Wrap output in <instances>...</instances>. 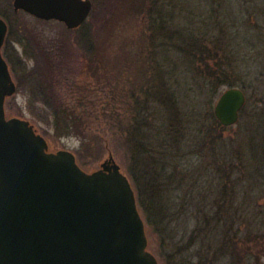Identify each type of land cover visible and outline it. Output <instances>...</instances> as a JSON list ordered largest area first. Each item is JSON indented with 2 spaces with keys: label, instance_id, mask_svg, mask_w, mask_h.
I'll list each match as a JSON object with an SVG mask.
<instances>
[{
  "label": "rangeland",
  "instance_id": "1",
  "mask_svg": "<svg viewBox=\"0 0 264 264\" xmlns=\"http://www.w3.org/2000/svg\"><path fill=\"white\" fill-rule=\"evenodd\" d=\"M92 2L93 10L87 23L78 30H70L58 21H42L27 13H15L13 0H0V11L14 24L18 20L25 21L34 35L42 40V44H58L67 50V73L79 83L76 86L78 97L82 96L81 83L90 81L91 86L99 89V78L105 83V77L112 84L110 88L113 91L123 88L139 90L143 99L149 97V90L157 87L161 89L162 102L166 100L168 104L166 113H170L171 106L175 105L174 112L177 111L181 122H185L181 124L187 126V137L183 141L188 147L183 151L186 153L185 161L190 160L189 163L194 169L198 170L202 165L210 172L216 167L214 159L220 158L218 166L229 174L223 176L222 180L213 181V188L209 189L211 195L215 191H222L226 211L229 210L223 214L225 213L232 226L228 235L224 234V230H219L216 234L210 232L205 242L196 238L192 244V260L196 262L200 252L204 257L208 256L209 246L213 248L220 245L227 247L229 253L218 258L216 264H264V44L259 36L263 26L255 24L256 18L260 17L262 20L264 0ZM158 2L163 8L160 14L154 8V4ZM164 14L169 21L170 16L174 15L175 31L188 29L191 31V38L202 33L207 35L211 46L204 49L205 54L212 57H208L209 66L200 67V61L193 59L195 56L189 46L191 40L186 43L179 37L167 41V61L163 60L165 52L162 51L158 56L157 50L155 52L153 44L150 43L151 37L157 34V30L153 28L152 17H158L160 22ZM148 19H151L150 24ZM85 31H90V38L94 41L91 57L86 60L85 48L78 44ZM32 41L17 40L13 34L9 40L7 36L3 46L4 57L17 84L16 93L6 99V115L28 120L44 136L49 151L73 152L78 164L87 172L99 169L112 155L121 171L131 180L127 168L129 157L122 150L123 145L120 142L112 143V139H100L103 135L113 136L114 129L110 124L100 122V118H91L92 121L87 122L90 125L85 130L86 139H83L82 134L79 136L81 130L62 136L57 133L52 124V113L39 95L40 74H29L34 71V57L39 54V49L29 48L33 46ZM142 41L149 42L141 47ZM260 48L263 50H259ZM154 55L156 58H153ZM143 57L144 63L141 59L137 61ZM195 68L205 70L197 71ZM217 69L221 73L227 69L228 78L234 85H219L220 80H213L211 73ZM230 87L242 88L247 95V103L241 111L238 123L225 127L215 123L212 115L220 94ZM102 90L103 93L106 92V88ZM245 108L247 109L244 112ZM195 112L198 120L193 124L186 123ZM155 117H158L156 113ZM206 136L211 139L210 146L214 148L213 151L199 146ZM202 157H205L203 164L199 162ZM198 173L195 170V184H201L196 176ZM203 182L205 180L201 185ZM131 184L135 190L132 180ZM201 187L197 189L200 190ZM209 189L206 188V191ZM135 193L138 202L136 190ZM140 212L142 214L141 209ZM143 218L146 223L144 216ZM194 224L193 221V226ZM171 228L175 229V240L171 241L172 245H168L153 227L146 224L148 250L157 257L160 264L180 263V256L175 248L178 245L175 242L180 238L182 229L176 222Z\"/></svg>",
  "mask_w": 264,
  "mask_h": 264
},
{
  "label": "water",
  "instance_id": "2",
  "mask_svg": "<svg viewBox=\"0 0 264 264\" xmlns=\"http://www.w3.org/2000/svg\"><path fill=\"white\" fill-rule=\"evenodd\" d=\"M13 8L76 29L93 2L13 0ZM7 33L0 17V264H160L135 190L112 155L86 172L73 152H48L28 120L6 117V98L17 89L2 54ZM246 103L243 89L227 88L214 114L233 126Z\"/></svg>",
  "mask_w": 264,
  "mask_h": 264
},
{
  "label": "trees",
  "instance_id": "3",
  "mask_svg": "<svg viewBox=\"0 0 264 264\" xmlns=\"http://www.w3.org/2000/svg\"><path fill=\"white\" fill-rule=\"evenodd\" d=\"M159 2L154 4V8L160 14L163 8L160 7ZM261 14L263 15L262 20L260 17L256 18L255 24L263 26V31L259 36L264 44L263 9ZM0 16L5 18L9 24L8 40L14 34L17 40H33L31 42L33 46L29 47L28 45V47L32 50L39 49V54L34 57L35 69L29 74L31 76L40 74L39 95L42 96V101L52 113V124L60 136L81 130L79 136L82 134L83 139H86L85 130L90 125L87 122H91V118H100V122H106L114 129L113 136L103 135L100 139H112V143L120 142L123 145L124 149L122 148V150L126 151L125 154L129 157L127 167L129 175L137 192L139 207L146 219V224L153 227L158 236L163 238L168 245H172L171 241L175 240V229L171 228L172 225L176 222L181 226L180 238L175 242L178 245L175 247L176 252L180 256L179 264H216L218 258L229 253L225 246L219 245L213 248L209 246L208 254L210 256L204 257V254L200 252L198 260L196 262L192 260V244L196 238L205 242L210 232L216 234L219 230L221 232L224 230V234H227L232 226L225 213L223 214L229 210L226 211L222 191H215L211 195L209 189V187L213 188V181L222 180L223 176L229 174L218 166L220 158L214 159L213 163L217 169L212 168L210 172L202 165L198 170L194 169L189 163L190 160L185 161L186 153L183 151H186L188 147L183 141L187 137L185 130L187 126L184 127V124H181L185 122H181L177 111L174 112L173 106L175 107V105L171 106L170 113H166L168 104L166 100L162 102L163 91L158 87L149 90V97L143 99L139 90L130 91L123 88V90L115 89L113 91V88H110L112 84L105 77V83H102L99 78L101 82H98V85L101 84L99 89L91 86L90 81L81 83L83 88L80 93L82 96L78 97L76 86H79V83L73 79L71 74L67 73V69L69 70L67 50L58 44L56 46L42 44V40L34 35L31 28L24 23L25 21L18 20V23L14 24L1 11ZM173 16H170L171 21H169L164 14L165 18L161 16L160 22H158V17H152L153 28L157 30V34L150 39V43L154 46L153 50L155 52L157 50L158 56L162 54V51L165 52L163 60L167 61L166 52L168 50L166 48L169 47L167 42L169 39H178L179 37L186 43L191 40L189 46L193 52L192 55L195 56L193 59L200 61V67L209 66L208 57L210 59L212 57L205 54L204 49L210 44L207 35L202 33L191 38V31L188 29L183 28L182 31H175L176 22L174 23ZM148 20V24H150L151 19ZM86 23L79 29L85 27ZM148 30L150 29L148 28ZM89 32L85 31L84 35L82 33L78 42L82 48H85V60L91 57L90 53L94 49V41L90 38ZM146 42L142 41L141 47ZM154 57L156 58V55ZM140 59L144 63V57L143 59L138 58L137 61ZM195 70L203 71L205 69L195 68ZM228 72L227 69H224L222 73L218 69L214 70L211 73V78L220 80L219 85H234L228 78ZM103 88H106L104 93ZM196 115L197 112L187 119L186 123H195L198 120ZM212 117L214 122L220 125L216 117L214 115ZM210 145L211 139L206 136L199 146L213 151L214 148ZM199 162L205 163V157H202ZM207 167L209 168V166ZM195 170L197 173L199 172L196 175L199 178V183L202 184V181L205 180L204 186L194 183ZM197 187H201V189L199 190ZM206 188L209 189L208 192ZM223 203L225 204L223 205Z\"/></svg>",
  "mask_w": 264,
  "mask_h": 264
}]
</instances>
